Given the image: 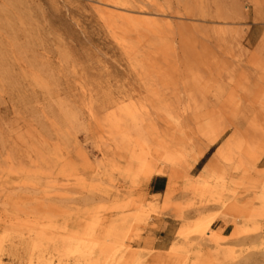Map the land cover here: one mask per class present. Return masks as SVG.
I'll use <instances>...</instances> for the list:
<instances>
[{"label": "rangeland", "instance_id": "rangeland-1", "mask_svg": "<svg viewBox=\"0 0 264 264\" xmlns=\"http://www.w3.org/2000/svg\"><path fill=\"white\" fill-rule=\"evenodd\" d=\"M262 143L264 0H0L1 264H264Z\"/></svg>", "mask_w": 264, "mask_h": 264}, {"label": "crops", "instance_id": "crops-1", "mask_svg": "<svg viewBox=\"0 0 264 264\" xmlns=\"http://www.w3.org/2000/svg\"><path fill=\"white\" fill-rule=\"evenodd\" d=\"M148 188L150 195L162 196L165 194L167 189V180L163 176H155L150 179ZM158 227V230L154 232L155 239L152 245L156 249H164L171 242L170 235L177 230V226L175 223L166 218L165 221H162ZM212 227L215 231H221L222 234H226V230L229 228L228 225H223L222 223H213Z\"/></svg>", "mask_w": 264, "mask_h": 264}, {"label": "bare ground", "instance_id": "bare-ground-1", "mask_svg": "<svg viewBox=\"0 0 264 264\" xmlns=\"http://www.w3.org/2000/svg\"><path fill=\"white\" fill-rule=\"evenodd\" d=\"M237 103V102H236ZM227 111V110H226ZM234 123V122H233ZM237 124L235 123V125L234 126H236ZM260 128H261V126H260ZM238 133V130H235V132H233V136H232V138L231 139H229V140H227V142L223 145V147H221V152H223V154H226V153H228V152H230V151H233V150H235L236 151V149H234L235 148V144H234V141H235V139H236V134ZM130 140H132V139H130ZM252 140V139H251ZM254 140V139H253ZM159 141V140H158ZM245 141V140H244ZM243 141V142H244ZM157 142V141H156ZM160 142V141H159ZM246 142V141H245ZM131 143V142H130ZM158 143V142H157ZM236 143H237V141H236ZM241 142L239 141L238 142V144H240ZM160 144V143H159ZM242 144V146H243V144L244 143H241ZM240 144V145H241ZM249 144V143H248ZM262 144H264V143H262ZM170 146V145H169ZM222 146V145H221ZM249 146V145H248ZM253 146V145H252ZM239 147V146H238ZM178 148V147H177ZM241 148V147H240ZM149 149V148H148ZM242 149V148H241ZM241 149H240V151H241ZM260 149V148H259ZM140 150V149H139ZM142 150V149H141ZM168 151H170V150H168ZM262 151H264V149H262ZM146 152V151H145ZM174 152V151H173ZM175 153H177V152H175ZM231 153V152H230ZM258 153H260V154H262L260 151L258 152ZM148 154H150V152L148 153ZM169 154V153H168ZM247 154V153H246ZM138 155H139V153H138ZM178 155V154H177ZM182 156V155H181ZM143 157H145V155L143 156ZM172 157V156H171ZM232 158V157H231ZM140 159V158H139ZM146 159V158H145ZM144 159V160H145ZM152 161V160H151ZM177 161V160H176ZM180 161V160H179ZM148 163V162H147ZM154 163V162H153ZM145 164V163H144ZM153 167V170H152V173H156V174H163V173H165V172H167L166 171V168H168L167 167V165H163L164 167H161L160 169H157V168H155V165H153V164H151V162H150V164H148V167ZM169 169V168H168ZM172 179V175H170L169 176V182H168V184H170V180ZM209 221H207L206 220V222L204 223V224H202V226H201V230H204V231H207L208 229V226H209ZM211 232V231H210ZM1 264V263H0Z\"/></svg>", "mask_w": 264, "mask_h": 264}]
</instances>
